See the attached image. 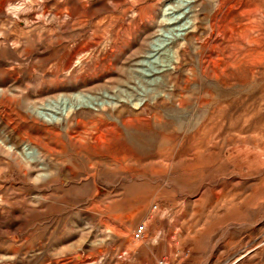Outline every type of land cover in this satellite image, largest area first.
<instances>
[{
	"label": "rangeland",
	"instance_id": "374dc122",
	"mask_svg": "<svg viewBox=\"0 0 264 264\" xmlns=\"http://www.w3.org/2000/svg\"><path fill=\"white\" fill-rule=\"evenodd\" d=\"M220 1L0 0V264H264V0Z\"/></svg>",
	"mask_w": 264,
	"mask_h": 264
},
{
	"label": "bare ground",
	"instance_id": "6f19581e",
	"mask_svg": "<svg viewBox=\"0 0 264 264\" xmlns=\"http://www.w3.org/2000/svg\"><path fill=\"white\" fill-rule=\"evenodd\" d=\"M247 1H251V0H247ZM253 1H256V0H253ZM261 1H263V0H261ZM237 3L238 4H242V3H244V0H240ZM226 4H227V0L220 1V3L218 4L219 11H221ZM235 6H237V4H231L230 5V8H233ZM166 13L164 15L159 16V17L151 16L152 20L155 21L156 26L151 31H149L147 33V38L144 39L143 42H142V44L135 50L134 54L137 57L134 58L131 61L130 65L128 66V69H127V79L124 81L125 83H128L133 78L134 74L138 71V67L144 65V63H145L144 62V59L153 56L151 53L153 51L157 50L156 47L159 46V38L161 37V30H162L163 27L167 26V24H168V18L166 17ZM188 23L189 22H186L184 25H182V27L184 26L183 30H187L188 29V26H187ZM182 35L184 37H182L180 39L181 40H185L186 39L187 32H185ZM92 46H94V42H90L89 41V42H86L84 44H81L80 46H77L76 49H74V48L72 49L71 48L72 50H71V52L69 54V56L71 58L70 65H72V63H73V61L75 59H78V61L80 62V63L78 62L79 63V66L77 67L78 69H79V67L80 68H83L84 65H87L89 63L88 61L91 59V57L93 55L92 50L90 51V49H91ZM84 51H90L89 52V55H87V56H79L81 54V52H84ZM203 61H205V59H203ZM177 62H178V58H176L173 54H171V51L169 50V53L167 54V56L164 57L163 63L160 64V65H158L157 68L153 70L154 72H153L152 75H154V74L156 75L157 74L156 79H158V77H159L160 74L162 76H166V74H168L169 72H171V69L177 68ZM203 64H205V62ZM163 84L165 85V82ZM80 93H83V92H80ZM74 96H75V93L74 92H67V91L55 92V93L49 95L45 100H42L41 102H37L35 104V107L34 108H36L38 110L39 109H42V110H44L46 112L48 110L49 111H53L54 114L58 113V110L61 109L60 111L62 113V112H64V109H63L64 103L61 102V100L63 98H65V97L66 98H69L70 100H73L74 99ZM66 107H67V109L65 110V113L64 114L67 115V116L72 111L77 110V106H75L73 104H71L69 106L67 105ZM78 109H80V111H84V107L83 108L80 107ZM58 120H60V118L59 117H56V121H58ZM114 129H115L114 127H111V128H108V130H106V132H105V130H103V129H101V128L98 127V128H96V132L94 134L93 133L91 134L88 131H86L85 134H87L86 136H88V137L91 134V136H92L91 138L94 140V141L92 140L93 141V145L94 146H99L105 138L107 139L106 135H108V134H106V133L107 132H112V131H114ZM113 136H115V135H113ZM88 137H85L84 139L85 140H88ZM108 138H110V137H108ZM81 142H82V140H81ZM105 143H106V141H105Z\"/></svg>",
	"mask_w": 264,
	"mask_h": 264
},
{
	"label": "built area",
	"instance_id": "2783aa9c",
	"mask_svg": "<svg viewBox=\"0 0 264 264\" xmlns=\"http://www.w3.org/2000/svg\"><path fill=\"white\" fill-rule=\"evenodd\" d=\"M145 224L141 225L139 228H138V231H137V235L140 236L143 234V232L145 231Z\"/></svg>",
	"mask_w": 264,
	"mask_h": 264
}]
</instances>
